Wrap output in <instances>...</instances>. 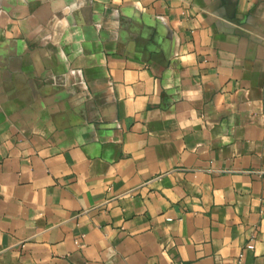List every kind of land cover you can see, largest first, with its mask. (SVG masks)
<instances>
[{
  "label": "crops",
  "instance_id": "1",
  "mask_svg": "<svg viewBox=\"0 0 264 264\" xmlns=\"http://www.w3.org/2000/svg\"><path fill=\"white\" fill-rule=\"evenodd\" d=\"M0 264H264V0H0Z\"/></svg>",
  "mask_w": 264,
  "mask_h": 264
}]
</instances>
